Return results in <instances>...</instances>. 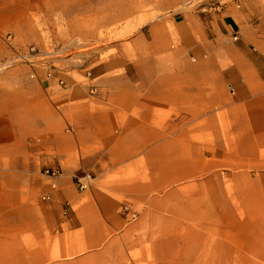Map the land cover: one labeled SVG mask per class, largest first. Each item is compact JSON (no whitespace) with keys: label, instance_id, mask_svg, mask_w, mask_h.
Returning <instances> with one entry per match:
<instances>
[{"label":"crops","instance_id":"0c3cea01","mask_svg":"<svg viewBox=\"0 0 264 264\" xmlns=\"http://www.w3.org/2000/svg\"><path fill=\"white\" fill-rule=\"evenodd\" d=\"M100 1L0 0V33L33 31L36 2H68L85 32ZM164 21L136 60L0 79V264H264V185L240 181L251 166L264 174V0ZM169 90L182 121H159ZM200 145L228 148L204 160ZM213 164L234 169L233 185L196 181ZM54 167L55 180L43 173Z\"/></svg>","mask_w":264,"mask_h":264},{"label":"rangeland","instance_id":"374dc122","mask_svg":"<svg viewBox=\"0 0 264 264\" xmlns=\"http://www.w3.org/2000/svg\"><path fill=\"white\" fill-rule=\"evenodd\" d=\"M230 1L237 5L241 3V0H110L109 2L101 0L98 23H91L92 27L86 28L85 32H81V24H77V27L72 25V20L75 18L72 17L71 12L65 11V5L68 2L60 4L36 2L33 18L36 27L33 31L0 33V79H3V84L10 88L12 82H7V79H10L9 76L21 75L27 76L28 79H35L37 74L32 70L40 68L41 62L48 65L54 76L68 69L74 70L73 75H75L85 64L88 66L87 72L92 73L113 57H116L114 59L120 63V60H123L122 55L125 54H128V60H136L141 48L138 41L142 38L141 35L146 34L147 26L153 21L159 18V23H164L167 15L177 9L207 13L210 8H223V5ZM109 9L111 16H108ZM112 9H114L115 17H113ZM67 14L70 15L67 16ZM97 24L98 27L93 26ZM34 63L37 64L35 67L32 65ZM120 71L123 70L112 69V67L109 69L110 74ZM131 72L134 73L133 70ZM161 72L172 73V66H159V73ZM57 84L58 88H65L64 85ZM171 101L170 90L159 92V121L165 118L174 122L183 120V117L174 114L177 110L172 106ZM216 118L219 123L223 120L219 113L216 114ZM198 137L199 134L195 136V138ZM213 137H217L213 131L206 134L207 139ZM195 141L204 140L202 138ZM200 147L204 160L208 157L210 160L213 159L216 150L228 148L225 145H200ZM204 160L201 162L196 160L197 168L203 165ZM226 170L231 172L234 169L213 164L206 173L197 177L196 181L201 183L208 181V185L216 192L221 181L224 185L225 181L228 186L233 185L231 177H223V172ZM244 171L249 175L240 178L241 183L264 185V174H261L256 167L251 166ZM137 217L138 215L134 219ZM147 264L151 263L147 262Z\"/></svg>","mask_w":264,"mask_h":264},{"label":"built area","instance_id":"2783aa9c","mask_svg":"<svg viewBox=\"0 0 264 264\" xmlns=\"http://www.w3.org/2000/svg\"><path fill=\"white\" fill-rule=\"evenodd\" d=\"M46 76L47 77H52L53 76V72L51 71L50 68L46 70ZM59 83L63 84V81L60 80ZM93 90L94 89L91 88L90 91L93 92ZM43 173L45 175H47L48 177L52 178L53 180L57 179L58 177H60L62 175V171L59 168H57V167L45 168L43 170ZM92 180H93L92 177L88 173H85L82 176L76 177V184H77L78 189L81 190V191L88 189L90 187V184H91ZM52 186L55 187V184L52 183ZM123 210L127 211L128 210L127 206H124ZM136 215L137 214L135 212H131L130 213V216H131L132 219H134L136 217Z\"/></svg>","mask_w":264,"mask_h":264}]
</instances>
